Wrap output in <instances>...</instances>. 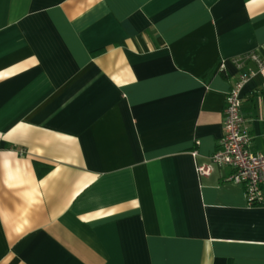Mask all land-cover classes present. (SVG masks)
<instances>
[{"label": "crops", "instance_id": "1", "mask_svg": "<svg viewBox=\"0 0 264 264\" xmlns=\"http://www.w3.org/2000/svg\"><path fill=\"white\" fill-rule=\"evenodd\" d=\"M251 53L264 0H0V264H264V207L210 160L242 56L264 152Z\"/></svg>", "mask_w": 264, "mask_h": 264}, {"label": "built area", "instance_id": "2", "mask_svg": "<svg viewBox=\"0 0 264 264\" xmlns=\"http://www.w3.org/2000/svg\"><path fill=\"white\" fill-rule=\"evenodd\" d=\"M244 57L234 60L239 75L237 81L226 92L223 136L219 148L210 156V160L216 166L232 168L228 179L243 185L245 203L248 207H264V152L252 151V137L244 125L240 112L242 89L254 74L251 69L243 66ZM247 57L255 61L259 68L263 67L264 62L256 53H251ZM196 169L199 174L210 173V166L198 165Z\"/></svg>", "mask_w": 264, "mask_h": 264}]
</instances>
